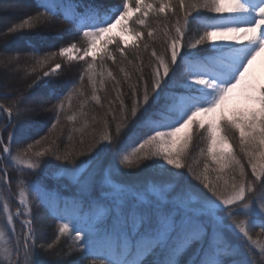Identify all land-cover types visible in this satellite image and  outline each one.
I'll list each match as a JSON object with an SVG mask.
<instances>
[{"label":"snow or ice","instance_id":"1","mask_svg":"<svg viewBox=\"0 0 264 264\" xmlns=\"http://www.w3.org/2000/svg\"><path fill=\"white\" fill-rule=\"evenodd\" d=\"M80 6L75 5L71 9V18L80 21L83 37L88 38V47L81 49L83 55L80 59L89 55L95 59L97 39L117 25L125 30L127 25L123 22L129 19L133 10H143L144 17L153 10V4L144 3V0H135L134 8L129 0H121L115 14L102 18L99 10L92 7H88L84 13L77 12ZM66 7V0H39L37 8L43 11H37L35 15L9 27L3 36L31 29ZM178 7L180 18L174 26L175 35L164 33L170 40V56L166 62L164 57L152 52L156 67L150 77L151 95L146 82L142 98L131 108V118L136 120L148 114L145 123L155 125V134L148 135L138 148L121 156L124 152V146L119 141L121 125L116 127L115 140L105 130L103 140L116 146L115 155L121 156L119 163L109 161L101 171L99 165L106 149V146H101L87 157L90 165L87 171L82 173L74 159L71 161L74 167L62 166L65 171L72 173L77 188V194L70 199L53 196L39 181L25 185L21 179L17 185L20 187L21 199L15 216H29L31 209L25 198L26 191L29 192L33 203L45 206L53 219L62 221L56 240L60 236H71L73 243L65 256L79 253L80 259L93 257L92 264H183L182 257L192 251L188 264H264V245L252 239L243 222L227 224L222 216L225 212L228 218L244 215L248 218L250 228L259 227L260 233L264 234V164H251L250 181L245 178L241 166L240 179L233 177L230 188L227 180L223 188L218 187L222 177L218 176L217 183H213L207 174H196L188 167L187 171L194 180L203 185L201 188L184 173L165 166L177 170L186 167L181 159L190 138L181 140L177 133L191 124L205 128V122L196 120V117L217 110L218 119L208 121L206 132L210 141L208 154L219 166L218 170L223 171L236 162L226 135H217L220 130L225 133L229 130L238 132L241 145L250 146L253 152H259L258 158L264 160V85L249 79L250 66L264 52V0H178ZM157 11L175 13L176 10L170 0H164ZM205 13L214 15L206 16ZM137 23L146 26L144 18H138ZM189 32L195 34L187 43H183ZM153 35V30L147 32L148 37ZM133 36L140 39L142 33L134 32ZM205 42H209L211 55H202L203 50L198 49ZM124 43L127 44V41ZM147 47L145 44L144 48ZM74 50L76 44L72 43L68 47H61L58 54L71 59ZM120 52L123 55L124 50L120 49ZM106 55L115 59L111 52ZM15 59L18 57H12L9 62ZM46 59L49 58H36V64L43 67ZM60 69L61 65L56 64L50 70L43 71L42 76H38L29 88L42 80L47 84L49 80L45 78L55 76ZM92 69L93 65L89 64L88 71ZM177 72L180 73L179 79ZM108 75L112 76V73ZM237 88L241 89V99L246 107L229 114L225 105ZM166 89H179L182 94L166 92ZM25 103L27 99L23 97L11 106L0 103V113H7L8 123L11 124L14 110L16 119H22L23 114L29 111L23 107ZM60 107H63L62 101ZM121 110L124 111L121 120L128 121L123 103ZM161 128L168 130L161 131ZM13 140L12 132L8 133L7 142L0 136V186L10 192L9 169L12 165H24L31 170L41 169L39 158L47 154V150L33 152L32 144L13 154ZM35 143L38 145L41 141ZM153 157L160 158L163 163ZM55 158L68 161L69 155H56ZM144 160L152 161L146 165L150 169V180L117 179L123 176L120 165L132 167ZM32 174L38 173H29ZM254 184L258 185L256 191L253 189ZM3 212L8 215L7 222L0 226V240L4 239L7 231L11 246L10 250L7 247L4 249L6 264H42L38 257L45 245H39L38 248L37 232L32 220L24 219L17 230L8 203H4ZM233 229H238L250 241V244L245 245L249 258H243L227 240L225 232ZM252 245L259 248V253ZM46 248L52 249L53 244H48ZM46 264H63V259L55 255Z\"/></svg>","mask_w":264,"mask_h":264},{"label":"trees","instance_id":"2","mask_svg":"<svg viewBox=\"0 0 264 264\" xmlns=\"http://www.w3.org/2000/svg\"><path fill=\"white\" fill-rule=\"evenodd\" d=\"M81 5V9H85L93 6H101L107 9H113L117 7L121 0H73ZM29 11L23 12L21 17H18L20 21H15L11 26L21 23L27 19L30 15H35L37 11L42 12L43 9H38L37 5L39 0H27ZM164 0H147L145 3L153 4V10L149 11L147 17L143 16V10L137 16L138 18H144L146 21L145 25H140L137 22L132 27L137 30L140 29L141 33L145 35L143 41L140 42V47L128 46H116L115 48V59L116 65L112 66L115 62L107 59L105 54L99 59H86L82 61L67 62L63 58H59V49L64 47L69 42L70 37L73 40H80L85 43L88 42V38L83 37L81 34H68L63 32L67 27L62 16L59 14L51 16L45 21L43 26L48 29L50 24L60 25L62 29H52L48 31V36L52 37L51 41H44L41 29L42 25L38 24L31 29H23L15 33L9 34L7 39L11 44L21 45V49L15 51L14 57H18L19 63L21 64V72L25 77L24 83L22 82L21 90L11 93L10 88H4L2 82L3 71L0 68V103L6 107L13 105V103L21 98L28 97L27 103L23 105L24 108L29 103V97H33L38 94H44L49 96L48 100L43 103L45 108L43 112H37L35 110L25 112L22 119H16V111L12 113V123L8 124L7 113H0V136H3L7 142L8 133L12 132L14 135L13 140V154L21 151L29 144L34 147L35 151H45L47 154L44 157L39 158L41 163V169L32 171L38 174L29 175L30 171H21L12 166L9 169V182L12 186V191H8L6 187L0 186V226L7 222L6 214L3 212L4 203H8L9 210L13 214L16 212V208L20 206V187H17L21 179L24 180L25 185L34 181H39L48 191L54 190L58 193H63L65 196L73 194L77 191V188L69 186L65 182V176L57 175L61 171H65L62 166L68 168L74 167L72 160H75L76 165L85 164L87 157L97 147L106 146L105 154L99 165L100 170L107 167L108 162L115 160L119 163V159L124 154L132 152L133 145L137 144V140L143 139L146 135V125L151 126V123H145L148 119V114L141 120L131 118V108L136 104L138 100L142 98L145 83L148 84V91L151 95V74L156 67L155 57L152 56V52L155 51L158 56L165 58L166 62L170 56L168 52V46L170 40L164 35L168 32L169 36H174V26L176 25L177 19L180 18L178 0H170L173 8L176 10L168 11L166 13H159L157 11L160 3ZM206 16H212L214 14L205 13ZM182 24V19L180 20ZM10 26V27H11ZM44 29V28H43ZM153 30V37H148L147 32ZM55 31V32H53ZM195 33L189 32L183 43H187L188 39ZM242 43L244 41H241ZM147 44V49L144 45ZM123 49V55L117 52ZM198 49L203 50L202 55H211V49L209 42H205L203 45H199ZM109 50H113L109 49ZM107 50V51H109ZM25 53V60L22 59V54ZM53 54L54 57H53ZM21 58V59H20ZM36 58H49L45 60L44 66L36 64ZM113 62V63H111ZM177 63L179 64V58ZM56 64L61 65V69L55 76L46 78L49 80L47 84L42 80L38 85L29 88V85L38 77L42 76L43 71H48ZM92 64L93 69L91 72L88 71V65ZM175 68V66H171ZM123 69V71H121ZM111 72L112 76L108 73ZM83 75V79H81ZM171 75V73H170ZM180 73L177 72V78L179 79ZM91 76V79L89 77ZM114 77V79H113ZM95 86V87H94ZM166 92L173 94H182V90L179 89H166ZM5 92L9 93L6 94ZM141 93V94H139ZM63 102V107H60V102ZM121 103H123L124 109L127 112L129 119L128 121H122L121 116L124 115V111L121 110ZM98 111L95 113V110ZM57 113H59L57 117ZM139 115V113H138ZM115 117V119H113ZM8 124V125H7ZM56 127L53 128L52 125ZM121 125L122 131L119 136L120 143L124 146V152L121 156H116V146L108 144L103 140V134L105 130L116 139V127ZM7 125V126H6ZM35 126L34 131H30L31 127ZM27 129V130H25ZM24 136H19L20 132H23ZM206 131V130H204ZM223 132V130H222ZM236 141L232 140L229 134H226L230 150L233 154L235 163L225 167L223 171H219V166L215 163H209L211 159L206 152L208 141L206 136H200L195 134L192 139L189 140L188 147L185 150V154L181 159V162L186 165V168H182L175 171H180L192 180L193 183L198 184L201 188L203 185L199 181H195L192 174L187 171L190 167L196 174H207L210 181L217 183V177H222L218 181V187L223 188L225 180L228 181V185L233 182V177L237 180L240 179L241 166L245 173L247 180H252L251 177V164H264V160H260L259 152H253V149L248 146H242L239 139V133L233 130ZM45 138V139H42ZM40 140V144L35 142ZM138 148V147H137ZM195 149V150H193ZM83 153V155H79ZM56 155H69V160L63 159L56 160ZM35 159V158H34ZM157 159V157H153ZM151 160H144L140 163L134 164L132 167L120 165L123 176L118 177V180L129 179L130 174L135 171L142 173V175H149L150 169L146 165H150ZM205 165H207V171L205 173ZM185 169V171H184ZM174 171L173 169H171ZM134 181V180H133ZM2 184V179H0ZM72 184V183H71ZM61 188H64L61 190ZM254 191L258 189V185H253ZM99 187L97 188V192ZM207 191V189H204ZM28 194L26 200L28 201V207L31 209L29 218L33 222V227L37 232L36 242L39 245H45L44 249L39 251V260L42 264L50 258H54L58 255L63 259V264H92L93 257L87 259H80L79 253L69 254L70 246L73 243L71 236H60L59 240L56 237L59 234L58 227L60 221L53 219L48 208L43 205H37L33 203L32 195ZM211 195V193H209ZM215 199V197H213ZM225 223H248V218L244 215L236 216L234 218H228L227 213H222ZM24 220L25 217H19ZM13 223L17 230L20 228V222L13 218ZM247 230L251 235L252 239L261 241L264 243V234L260 233V228L254 229L247 226ZM227 235V234H226ZM229 242L240 252L243 258H249L248 251L244 243L239 240H235L233 236L229 235ZM53 244L52 249H47L48 244ZM9 247L10 244H9ZM193 252L189 251L183 257V264H188V261L192 258Z\"/></svg>","mask_w":264,"mask_h":264},{"label":"rangeland","instance_id":"3","mask_svg":"<svg viewBox=\"0 0 264 264\" xmlns=\"http://www.w3.org/2000/svg\"><path fill=\"white\" fill-rule=\"evenodd\" d=\"M145 2V0H144ZM135 3V0H134ZM17 8H20L21 11H18V13L15 11ZM134 8V7H133ZM25 11H29L28 8V2L27 0H0V68L3 71V75L2 76V82H3V87L6 89L7 87L10 88L12 91V94H15V92L21 90V85L22 82L24 81L25 77L23 76L24 74L21 72V64L19 63L18 59L15 60H11L10 59L12 57H14V53L15 51H18L19 49H21V45L19 44H7L8 39L7 37L3 36V33H5L7 31V29L11 26V24L15 21V19H17L18 17H21L22 14H24L23 12ZM138 11L133 10V12L131 13V16L129 17V19L127 21H124L123 23L127 25V28L125 30L121 29L120 25H117L115 28H113L110 32L104 33L102 34L96 41V51H95V59H99V57H102L105 54V57H108L106 55V53L111 52L112 56L115 58V48L116 46H124L123 48H126L127 46H136V47H140V42L143 41L145 35H143L142 33V37L140 39H137L133 36L134 32H139L141 33V31H139L140 29L135 30L132 27V24L130 23V19L133 18L136 13ZM15 16V19L13 20V17ZM33 15L27 16L30 17ZM16 21H20L19 19H17ZM137 22V19L134 18L133 23L135 24ZM138 24V23H137ZM42 25L41 32L43 34H46L43 36V40L44 41H51L53 40L52 37L48 36V31H52V29H56V28H60V25H56L54 26V24H50L47 25L49 26L48 29H46L43 24ZM57 30V29H56ZM55 32V31H53ZM63 32H66L68 34H70L67 29H63ZM73 37L67 38L69 39V42L67 44L64 45V47H68L70 44L75 43L76 44V50H74L72 52V58L69 59L68 57H61L59 55V58H63L65 61L67 62H74V61H82V60H86V59H90V60H94L93 56L89 55L87 57H85L84 59H80V57L83 55V52L81 51V49L88 47V42L85 43L83 41L80 40H73ZM124 41H127V44L124 43ZM113 50H109L112 49ZM109 50V51H107ZM59 53V52H58ZM116 53V52H115ZM118 54L121 55V52L118 51ZM25 53L22 54V59L25 60ZM118 58V57H117ZM116 59H111V58H107L110 59L111 61L115 62L112 66L116 65ZM21 59V58H20ZM111 62V63H113ZM46 79V78H45ZM249 79L253 80L255 83L260 84V85H264V52H261L256 59L253 61L252 65L249 68ZM6 94L9 95V93L5 92ZM141 94V93H139ZM143 95V94H142ZM23 98H28V97H23ZM49 96L44 95V94H38L35 95L33 97H29V103L26 106L27 109H29V111H39V112H43V110L45 109L42 105L44 102H46L48 100ZM244 107H246L245 103L242 101L241 99V89L237 88L236 90H234V92L231 94L230 99L226 102L225 105V110L227 112H229V114L233 111V110H242ZM27 111V112H29ZM98 111V109L95 110V113ZM219 116V110H217V112L215 113H208L207 115L205 114H200L196 117V120H203L205 122V128H199L198 125L196 124H191L189 125L187 128L182 129L179 133H177V137L180 138L181 140L185 139V138H190L192 139L193 136L195 134H199L200 136H206L207 137V132L204 131L206 130L207 127V123L209 120L217 118L218 119ZM31 127V132L34 131L33 129L35 128V126H28ZM27 130V129H25ZM167 128H163L161 129V131H167ZM229 134L230 138L234 141H236L235 138V134L233 133V130H229L226 133L222 130L218 131L217 135H226ZM24 130L23 132L19 133V136H24ZM189 139V140H190ZM208 146L210 141L208 140ZM208 146L206 147V152L207 155L208 154ZM229 147V144H228ZM230 148V147H229ZM195 150V149H193ZM210 162L209 163H213L214 160L211 158V156H209ZM157 160H159V162L163 163L162 160H160V158L157 157ZM12 166H14L15 168H17L18 170L22 171H35V170H31V169H27L26 167H24V165H16L13 164ZM166 167L173 169L175 171V168H173L172 166L169 165H165ZM90 168L89 163H85V164H81L80 165V169L82 170V173L84 171H87ZM186 168V167H185ZM177 170V169H176ZM185 171V169H184ZM57 175H62L65 176L63 178H65V182L69 184V186L71 187H75L76 185L73 182V177H72V173L67 172V171H61L59 174ZM129 179H131L132 181H144L147 182L148 180L151 179L150 175H142V173L135 171V169L132 171V173L130 174ZM72 183V184H71ZM99 192V191H98ZM28 194L26 195L25 193V198H27ZM7 215L6 214V219H7ZM16 217L15 213L13 214V218ZM25 218H29V216L25 217ZM245 225V224H244ZM11 227V226H10ZM246 228V225H245ZM235 234H237L238 236H243L241 233H239L238 229H233L232 230ZM255 240V239H253ZM246 242L248 244H250V241ZM261 245H264L263 242L258 241ZM10 248L9 247V243H8V232H5V237L3 240H0V262H4V264H6V262L4 261V256H5V252L4 249L5 248ZM252 247L255 248L256 252H259V248H256L255 245H252Z\"/></svg>","mask_w":264,"mask_h":264},{"label":"bare ground","instance_id":"4","mask_svg":"<svg viewBox=\"0 0 264 264\" xmlns=\"http://www.w3.org/2000/svg\"><path fill=\"white\" fill-rule=\"evenodd\" d=\"M15 11L18 13V11H21V10H20V8H17ZM14 19H15V16L13 17V20H14ZM11 42H13V41L8 40L7 44H10ZM23 83H24V82H23Z\"/></svg>","mask_w":264,"mask_h":264}]
</instances>
